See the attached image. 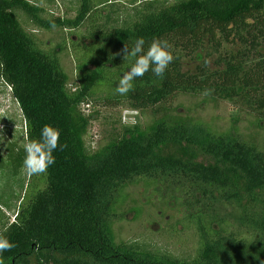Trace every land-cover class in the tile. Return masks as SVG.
Returning a JSON list of instances; mask_svg holds the SVG:
<instances>
[{
	"label": "trees",
	"instance_id": "obj_1",
	"mask_svg": "<svg viewBox=\"0 0 264 264\" xmlns=\"http://www.w3.org/2000/svg\"><path fill=\"white\" fill-rule=\"evenodd\" d=\"M80 1L76 17L64 20L28 0H0V78L19 104L26 142L49 124L67 145L53 153L45 174L32 175L34 194L13 223L1 228L0 220V234L16 244L2 254L4 264H264V149L233 131L215 133L165 112L145 129L123 127L92 152L90 119L80 108L146 110L203 94L263 111L264 0H149L122 19L100 10L109 0ZM18 10L37 30H77L74 85L61 61L67 42L44 47ZM138 37L145 49L154 38L166 39L174 61L163 78L149 71L134 81V91L115 94L131 64L121 50ZM206 41L215 50L222 44L239 50L220 57L214 71H184L183 58ZM140 181L160 185L175 200L179 223L198 238L194 258L117 241L122 192Z\"/></svg>",
	"mask_w": 264,
	"mask_h": 264
},
{
	"label": "rangeland",
	"instance_id": "obj_2",
	"mask_svg": "<svg viewBox=\"0 0 264 264\" xmlns=\"http://www.w3.org/2000/svg\"><path fill=\"white\" fill-rule=\"evenodd\" d=\"M43 8L47 17L74 19L80 8V0H28ZM149 0H109L103 13L115 11L121 19L125 13H134ZM172 1V0H170ZM112 8H109V7ZM17 17L26 30L37 36L44 47H56L67 42V51L61 55L62 65L70 77L71 86L76 82L77 71L72 42H76L77 30L51 32L37 30L22 11ZM115 16V17H116ZM120 19V20H121ZM75 34V35H74ZM237 44H222L215 50L206 41L204 47L192 57L183 58V69L196 73L206 66L214 71L219 68L220 57L237 53ZM81 111L90 119L86 144L94 152L111 139L121 135L123 127L139 125L145 129L163 114L171 112L180 118L201 123L215 133L233 131L242 139L264 149V110L246 107L226 99L209 95H184L169 99L154 109L135 110L127 104L118 108H104L82 105ZM154 110L157 113H154ZM26 126L19 104L12 90L0 78V220L1 228L13 223L23 207V200L34 194L35 185H29L32 176L25 173ZM160 185L140 181L122 192L117 213L122 218L114 223L113 229L118 242L134 243L151 252L168 254L189 260L199 248L198 238L193 230L185 229L179 223L182 215L175 200L165 196Z\"/></svg>",
	"mask_w": 264,
	"mask_h": 264
},
{
	"label": "clouds",
	"instance_id": "obj_3",
	"mask_svg": "<svg viewBox=\"0 0 264 264\" xmlns=\"http://www.w3.org/2000/svg\"><path fill=\"white\" fill-rule=\"evenodd\" d=\"M56 28L54 22L50 25ZM145 38L138 37L134 46L129 48L125 44L121 50L123 60L131 61L130 67L120 77L115 88V94L127 95L135 90L134 81L143 77L151 71L156 77L163 78L169 65L174 61V56L170 51L171 45L166 39L154 38L145 49ZM66 144L60 143V131L52 125L45 124L40 132L39 139H29L24 145L25 157L23 168L29 176L45 174L50 166L55 163L53 153L59 148L61 151L66 148ZM16 244L11 242L6 236L0 234V264H4L2 254L11 251Z\"/></svg>",
	"mask_w": 264,
	"mask_h": 264
}]
</instances>
